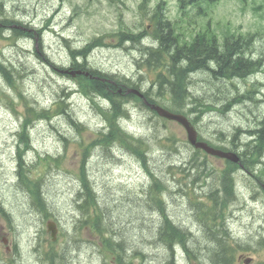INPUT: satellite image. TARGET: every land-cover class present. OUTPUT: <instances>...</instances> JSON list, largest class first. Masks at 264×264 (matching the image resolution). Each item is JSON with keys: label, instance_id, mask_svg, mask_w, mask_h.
Wrapping results in <instances>:
<instances>
[{"label": "rangeland", "instance_id": "obj_1", "mask_svg": "<svg viewBox=\"0 0 264 264\" xmlns=\"http://www.w3.org/2000/svg\"><path fill=\"white\" fill-rule=\"evenodd\" d=\"M157 1L159 0H154L153 4ZM169 1L171 4L167 15L174 20L178 16L174 7L177 0ZM119 5L109 0H0V18L6 25L2 31L6 37L13 39L12 43L0 38L1 60L10 69L13 75L10 78H17L18 86L37 109L51 107L64 95L68 99L64 116H57L52 123L48 120L35 123L31 130L32 150L26 157L30 165H35L32 176L42 180L51 218L58 221L60 229L68 235L61 238L60 244L55 247L56 251H59L60 246L65 248L62 264L109 262L103 255L99 235L92 228L74 229L75 225H80L84 216L78 203L80 195L84 198V187L78 177L82 166L79 143H92L97 137L96 134L103 129V120L90 99L82 95L72 96L73 89L70 86L74 81L64 76L61 70L72 68L68 66L70 53L77 54L76 49H83L89 55L93 48L85 45L99 36L117 30L122 19L130 27L140 25L143 14L138 11L136 1L128 7L119 8L118 11ZM201 5L207 8L204 2ZM209 8L212 9L215 24L218 25L215 30L232 28L234 31L255 34L249 44L251 49L246 52L254 59H262L261 72L246 81L214 78L210 72L199 71L195 73L198 77L192 84L195 95L201 99L205 96L206 102L217 103L219 107H222L226 97L228 102H232L238 92L244 94L253 85L254 90L257 89L254 100L234 106L228 114L208 112L197 126L204 138L218 144L222 143L218 140V133L224 134L226 143L233 138L236 129L241 128L239 132L237 130L235 143L240 147V153H243L248 143V130L253 129L264 116V96L261 94V91L264 93V0H218L216 4H209ZM206 17L207 12L202 16L194 11L185 15L182 20L186 25L204 26L208 25ZM32 32H36L33 34L35 39L29 36ZM37 33L43 37L42 41ZM106 42H109L108 36ZM129 49L127 38L123 36L120 51L117 42L113 41L109 46L95 50L88 63L110 75H127L131 86L135 84L133 73L139 76L138 71L142 65L138 68L134 62L130 63V58L126 55ZM159 61L160 59H156L154 63ZM148 73L154 78V71ZM3 79L0 77V207L11 215L13 230L0 213V264H49L44 259V250H48L50 243V235L45 232L47 220L44 214L31 205L28 192L18 180L16 142L26 112L25 104ZM6 94L14 98V105L9 104L8 98L4 96ZM224 94L226 97L220 98ZM195 105L198 106V103ZM131 108L130 119L122 125L135 137H147L150 140L149 168L168 184L166 207L170 218L177 225L174 229L186 230L184 228L188 226L186 231L191 239L184 241L188 248L185 250L182 245L180 249L198 253L200 257L203 255V261L209 264H224V261L227 263L223 259L226 257V251H223V231L210 229L211 223L205 224V216L203 219L199 217L203 212L199 211L196 215L184 193H191V189L196 186L193 179L189 176L187 179L179 171L182 165L188 164L194 153L187 142L186 131L179 124L164 122L143 108ZM67 114L83 125L84 129L77 130ZM245 142L247 143L244 145ZM172 146H176L179 152L173 153ZM120 149L122 147L119 145L109 151L96 146L90 151L85 166L89 184L94 188L99 207L116 237H123L129 250L136 249L145 254V258H134L133 263L166 264L171 254L167 246L158 239L162 215L150 207L151 203H147L146 194L152 178L133 156L120 152ZM38 156H51L62 160L59 166L53 163L45 166L39 165ZM208 159L218 169L225 166L221 159ZM254 168L255 172H250L249 175L243 171L238 173L236 179L232 175L233 180L229 179L232 192L225 189L223 194L222 184L214 174L209 175V181L203 180L199 183L201 186L208 181L209 186L204 191H199L208 193L213 198L217 192H206L211 186L217 190L219 186L222 197L230 196L229 192L233 193L230 197H239L229 210V221L235 240L256 238L263 233L264 195L259 197V191L256 190L259 168ZM179 188L185 190L178 194ZM92 215L93 213L91 217ZM4 238L8 240L7 245L3 243ZM15 244L20 249V255L12 252ZM253 258L256 262H264V252L257 253ZM192 261L196 262L198 259Z\"/></svg>", "mask_w": 264, "mask_h": 264}, {"label": "trees", "instance_id": "obj_2", "mask_svg": "<svg viewBox=\"0 0 264 264\" xmlns=\"http://www.w3.org/2000/svg\"><path fill=\"white\" fill-rule=\"evenodd\" d=\"M1 34V33H0ZM162 38H161V44L163 45H172V38L171 34L165 33V31H162ZM254 35L249 36H243V35H226L224 40V46H222V51L219 52L217 49V39L216 37H207L203 36V42L205 44L201 45V48H195V46H192L190 49L184 50L183 54L185 55V60L182 61L185 62L188 67L186 69L180 70V68L175 72V77H173L171 80L162 81L160 83V89L156 94V97H165L166 94H170V103L171 106L169 107L171 110L179 113H192L196 112V109L189 108V103L192 102V94L189 89L190 79L185 77V73H191L193 70H211L210 68H218L217 70H213V73L215 75H219L220 78H225L228 80H232L233 78H242L245 79L250 75H253L258 72L259 70V63L252 61V59H246V50L251 49L250 41L251 38ZM164 47V46H163ZM192 49V50H191ZM81 53V52H80ZM83 57H86L87 54L84 53L82 55ZM210 59V60H209ZM179 60V59H178ZM162 62L160 61V65ZM85 65V64H84ZM84 65L75 64L74 67L85 70ZM188 70H190L188 72ZM0 71L4 75V77L9 82L10 86L15 89L16 81L15 79L10 78L13 76L11 74V71L8 67H5L3 63L0 62ZM194 71V72H195ZM94 74L93 72H91ZM96 75V74H94ZM79 86L81 90L90 97V95L100 96L106 98V100L109 101L111 105L110 110H105L102 106H98L97 108L99 111H101L103 114V117L105 118V121L108 123L107 125V132H101L98 135V144L107 148H111L114 145H120L121 147L128 149L130 152H132L144 165L147 172L152 177V185L149 189L148 193V201L155 203L158 209L163 213V193L166 190L165 184L157 179L154 174L151 172L149 168V157L146 155L147 150L149 149V142L150 140L147 137L144 138H136L133 135L129 134L122 126H121V117L127 118L129 116V110H128V102H130L131 99H136L133 95H120L116 89L108 84L101 83L99 81L90 80L88 78H82V80L79 79ZM254 88V86L252 87ZM256 91L249 90L244 95H241L236 102L242 101L243 98L254 100L253 94ZM22 95L21 92H19V97L21 98ZM10 100L11 104H13V99L10 96H6ZM10 97V98H9ZM152 96V98H148L149 101L153 103H157L158 99ZM194 102H196V99H194ZM62 106H59V110H54L53 112L42 109L41 112H34L33 109L28 108L29 111L27 113L33 119L38 118H44V119H51L54 115L59 114L58 112L62 110L63 105L65 104L64 101H61ZM198 106H202L203 108L199 111V115H197L194 119H191L194 125H197L200 116L206 112H210L213 110L212 105H206L202 102V100H197ZM230 104L226 105L228 107ZM227 111V110H226ZM225 109L223 112H226ZM222 112V111H221ZM52 113V114H51ZM31 117H27L25 119V125L23 128V133L20 134V140L22 143L25 144V147L23 150L19 147V160H20V168L21 171V180L24 182V186L28 188V190L32 193L35 202L38 203L42 208L45 207L46 204H48L47 199L44 194V197L42 195L41 191V182L39 179H33L30 177L29 172L30 170L27 168H23V156L25 153V149H29V124L32 123ZM27 126V131H26ZM238 132L240 129H237ZM249 133L253 136V140L248 141V143H244L245 150L243 151V154L240 153L242 158V164L244 166V169L248 172H252L254 169L253 167H260L263 166L261 169V172L264 174V160L262 159L264 155V118H262L259 121L258 126L255 127L254 130H249ZM237 138V133L233 136V140L229 142L231 144V147L226 148L224 146L220 145H214L217 148H221L224 150L227 149H233V150H239L240 147L237 146L235 143V139ZM167 140H170V138H166ZM223 139V133H220L219 140ZM95 142L91 143L90 145H94ZM24 151V152H23ZM172 151H177L175 146H172ZM88 152V148L85 149V153ZM200 155L199 152H195V156H191L188 164L184 165V168L186 170L187 175L193 179L195 182V185L199 183L201 180H204L207 176L211 175L212 173L208 169V167L205 165V161H201L198 157ZM85 160V159H84ZM55 162H59V159L54 160ZM151 161V160H150ZM201 161V162H200ZM192 164L194 168L193 170L189 168V165ZM257 164V165H256ZM238 169L237 165L227 162V167L221 171V174L218 175L219 181L224 186L226 185L225 189H228L231 191V186L226 184V182L232 179L233 172H236ZM260 170V168H259ZM81 179L83 184V190H84V198L83 195L79 196L78 203L79 208L81 211L86 212V214L89 213L90 205L92 207H98L99 214H97L95 217L90 218L91 223L94 226L95 229H98V232L101 234L103 230H107V227H105L102 223L103 217L102 212L99 209L98 203H97V197L96 194L93 192L92 186L89 184V181L87 179L86 173L84 172V167H82L81 170ZM91 190L89 189V187ZM218 190H216L217 192ZM232 192V191H231ZM229 192V195H233V193ZM82 193V191H81ZM217 194V195H216ZM216 197H211V200L214 201L217 204H223L226 206L229 202V200H234L235 198L230 196H223L221 198L219 193H216ZM49 205V204H48ZM164 216V222L160 228L159 233V239L162 244L166 245L168 249L172 250L173 247L182 242L183 245H185V242L189 241V238L187 235L183 234V240H181L179 234L182 231H175L174 227L172 226V223L167 220L166 216ZM205 216V215H204ZM215 217L212 216V218ZM103 225V226H102ZM116 234V233H115ZM102 235V234H101ZM124 238L119 236V249L120 250H129V248L124 244ZM105 247L108 249L110 246L114 249V244L111 239H106L104 241ZM223 250V249H222ZM225 259V258H223ZM168 264H174V261L171 259Z\"/></svg>", "mask_w": 264, "mask_h": 264}, {"label": "water", "instance_id": "obj_3", "mask_svg": "<svg viewBox=\"0 0 264 264\" xmlns=\"http://www.w3.org/2000/svg\"><path fill=\"white\" fill-rule=\"evenodd\" d=\"M157 112L165 117V118H168L170 120H176L178 121L179 123H181L187 130L188 132V139H189V142L195 146L196 148H202L204 149L206 152L210 153V154H213V155H217V156H220V157H223V158H228L234 162H238L239 161V158L236 154L234 153H227V152H223V151H220V150H216L212 147H210L207 143L205 142H202V141H198V137H197V132L194 128V126L188 121V119L182 115H178V114H174L166 109H163L161 107H154ZM48 227H49V230H52L53 231V235L55 234L56 232V229H55V224L54 223H49L48 224Z\"/></svg>", "mask_w": 264, "mask_h": 264}, {"label": "bare ground", "instance_id": "obj_4", "mask_svg": "<svg viewBox=\"0 0 264 264\" xmlns=\"http://www.w3.org/2000/svg\"><path fill=\"white\" fill-rule=\"evenodd\" d=\"M2 23V30L3 29H5L6 28V25H5V23L4 22H1ZM75 52L78 54V55H80V58H79V60L81 61V60H85L86 58H87V56H88V53L86 52V51H84L83 49H76L75 50ZM81 52V53H80ZM84 53H86L87 54V56L86 57H83L82 55L84 54ZM210 60V59H209ZM156 61V60H155ZM154 61V62H155ZM161 61V60H160ZM160 61L158 62V63H154V66H160ZM71 68H69V69H67V70H61L62 72H66V71H68V70H70ZM10 70V69H9ZM188 71H190V70H188ZM195 71V70H194ZM191 72V73H197V72H199V71H205V70H197V71H195V72ZM128 80V86H130V81H129V79H127ZM64 97H65V95H64ZM70 100V99H69ZM249 135H250V133H249ZM246 143V142H245ZM243 154V153H242ZM263 159H264V155H263V157H262ZM149 162H150V160H149ZM149 162H148V164H149ZM193 167V165L192 164H190L189 165V168H191L192 170L194 169V168H192ZM254 168V167H253ZM252 172H255V169L252 171ZM212 175V174H211ZM210 177H206L204 180H208ZM201 181H203V180H201ZM209 181V180H208ZM208 181L206 182V183H203V185H199V183H197L196 185H199L198 187H199V189H202L203 191L205 190V188L207 187V185H208ZM226 184H228L229 186H231V184H230V180H228L227 182H226ZM209 186V185H208ZM225 187H226V185L224 186L223 184H222V187H221V189H222V193L224 192V190H225ZM218 191H217V193H219L220 194V196H221V198H222V195L224 194H222V193H220V187L218 186ZM231 189H232V186H231ZM216 190L217 189H214V187H210L209 189H208V191H206V192H212V191H214V192H216ZM231 196V195H230ZM233 196V195H232ZM150 207H152V206H150ZM153 208V207H152ZM199 211H201V212H203L202 210H199V209H196V215L199 213ZM194 212V211H193ZM204 215H205V219H203V217H204ZM200 218H202L203 220H204V223L205 224H207V223H211V221H212V215L211 214H205L204 212L202 213V214H200V216H199ZM197 222V221H196ZM196 226V225H195ZM194 229V228H193ZM180 231H182L183 232V229H180ZM158 235H159V233H158ZM184 235H187L188 236V238H189V235L186 233V234H184ZM158 239H159V237H158ZM191 239V238H190ZM189 239V240H190ZM117 240L119 241V238H117ZM160 240V239H159ZM178 245V247L180 248L183 244L181 243H178V244H176L175 246H177ZM175 246L173 247V249L172 250H170L169 249V251H170V258H169V261L168 262H170L171 261V259L174 261V264H176V256H175V252L177 251L176 250V248H175ZM183 247L185 248V250H187L186 248H188V244L187 243H185V245H183ZM223 251H225V250H223ZM225 259H226V257H225ZM224 259V260H225ZM168 262L166 263V264H168ZM224 264H227L225 261H224Z\"/></svg>", "mask_w": 264, "mask_h": 264}, {"label": "flooded vegetation", "instance_id": "obj_5", "mask_svg": "<svg viewBox=\"0 0 264 264\" xmlns=\"http://www.w3.org/2000/svg\"><path fill=\"white\" fill-rule=\"evenodd\" d=\"M250 257L249 255H247L246 257L244 256L243 253H240V259H234L233 260V264H243L245 263L246 258Z\"/></svg>", "mask_w": 264, "mask_h": 264}]
</instances>
